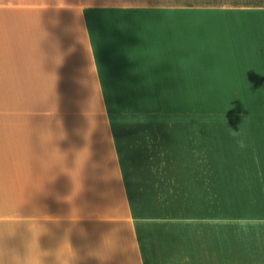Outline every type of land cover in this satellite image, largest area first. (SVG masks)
<instances>
[{
  "label": "crops",
  "instance_id": "1",
  "mask_svg": "<svg viewBox=\"0 0 264 264\" xmlns=\"http://www.w3.org/2000/svg\"><path fill=\"white\" fill-rule=\"evenodd\" d=\"M205 92L244 110L178 117ZM0 93H39L0 118V264H75L39 222L97 218L137 264H264V0H0Z\"/></svg>",
  "mask_w": 264,
  "mask_h": 264
},
{
  "label": "rangeland",
  "instance_id": "2",
  "mask_svg": "<svg viewBox=\"0 0 264 264\" xmlns=\"http://www.w3.org/2000/svg\"><path fill=\"white\" fill-rule=\"evenodd\" d=\"M26 69L25 76L29 77L27 89H35L36 85L39 82V70H37V65L34 63H25ZM192 89L189 87L188 91ZM179 96L180 99V114L178 113V117L185 118H204V119H217L224 118L228 116H235L231 113H242L243 102L240 99L239 95H221V94H212L210 92H205L202 94H196L195 96L198 98V111L197 105L195 102V97L190 93H174ZM103 98L102 95H89V100L92 99L91 104L93 106H98L99 99ZM130 97L131 95H127ZM141 98L138 101L139 109L143 108V104L150 97V95L144 94L140 95ZM157 95H152V99ZM167 96V95H166ZM175 96V95H174ZM226 99L232 103H235L232 109L227 108ZM154 101V100H153ZM156 101H154L155 103ZM224 102V103H223ZM172 104V103H170ZM128 106V105H127ZM240 108V109H238ZM128 107L123 108L121 112H119V116H124L125 111ZM245 114L250 111L249 109H245ZM50 112V111H49ZM130 112V111H128ZM253 109L251 110V113ZM51 113V112H50ZM197 113V117H196ZM44 113L43 115H45ZM141 112H134V116H140ZM41 115V114H40ZM62 115V114H61ZM131 115V114H129ZM155 117H172L169 114L160 116L158 113L156 115L152 113ZM56 116V115H55ZM89 115H78L76 118H83ZM42 117H50L49 113L47 116ZM57 117H60L58 115ZM92 119H96L95 116H89ZM99 117V115H98ZM0 118L6 119H20V120H28V124L32 122L39 123V93H0ZM97 131L102 130L99 125H95ZM226 201V200H224ZM219 211H226V206L218 207ZM29 212L31 213V209L29 208ZM125 225L124 223L118 222H106L100 219H95L94 221H59L58 223H44L39 222V231H51L54 230L59 232V240L62 244L63 242L72 241L75 248V253L68 261H71L75 264H101L106 261L110 262H121L122 264H137V259L135 258L133 252L131 251L130 244L127 246H122L118 242L120 241V236H117L119 232H125L126 229H121ZM75 232L74 237L68 238L67 234L70 232ZM64 236V237H63ZM118 243V244H117ZM104 244L105 250L108 251L109 257L108 259L104 256H100L97 253L96 245ZM72 246V244H71ZM116 247L118 248L117 256H114L116 251ZM119 250L122 251L120 255ZM61 252V249H60ZM63 255L61 254V257ZM66 260V261H67Z\"/></svg>",
  "mask_w": 264,
  "mask_h": 264
}]
</instances>
